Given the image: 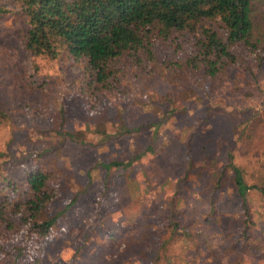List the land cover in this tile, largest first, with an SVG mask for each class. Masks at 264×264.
<instances>
[{
    "label": "rangeland",
    "instance_id": "rangeland-1",
    "mask_svg": "<svg viewBox=\"0 0 264 264\" xmlns=\"http://www.w3.org/2000/svg\"><path fill=\"white\" fill-rule=\"evenodd\" d=\"M2 1L0 203L18 221L23 187L1 181L42 169L55 191L48 214H62L51 234L20 243L0 226V264H264V191H250L246 213L228 166L231 152L264 188V50L240 45L208 76L190 63L194 35L177 32L91 84L63 49L34 56ZM255 7L264 40V0ZM132 155L127 168L102 165Z\"/></svg>",
    "mask_w": 264,
    "mask_h": 264
},
{
    "label": "trees",
    "instance_id": "trees-1",
    "mask_svg": "<svg viewBox=\"0 0 264 264\" xmlns=\"http://www.w3.org/2000/svg\"><path fill=\"white\" fill-rule=\"evenodd\" d=\"M11 1L25 22L26 48L34 56L45 54L54 57L61 49L67 51L69 56L84 64L91 84H109L112 80L108 78L113 74L116 58L123 55L135 57L141 51L149 53L157 37L167 39L177 32L194 35L195 52L190 63L193 68L202 67L203 74L208 76L214 75L224 64L236 62V48L240 45L251 52L264 50V40L260 35L262 23L255 19L258 0ZM9 10L7 1L0 0V13ZM135 157L132 155L126 161L115 160L102 165L106 169L112 165L127 168ZM228 166L234 177V189L248 213L252 205L250 191H264V188L246 181L231 152ZM47 178L45 171L37 169L25 173L24 183L19 185L10 178L1 181L3 186L13 190L23 187V198L17 205L21 209L18 221L8 220L6 203L4 200L0 203V226L3 225L13 235L15 243L29 241L35 234L41 237L51 234L59 224L62 211L48 214V205L52 203L55 191ZM134 182V179L130 180L132 197ZM135 183L136 193H141L138 183ZM75 200L76 197L67 203L66 208ZM20 226H23L22 230L18 229ZM21 233L24 236L19 240ZM170 235L173 237L174 233Z\"/></svg>",
    "mask_w": 264,
    "mask_h": 264
}]
</instances>
